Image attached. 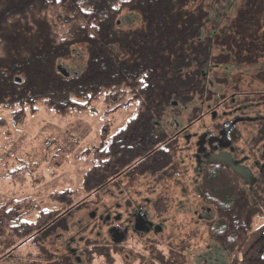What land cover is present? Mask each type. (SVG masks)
Returning <instances> with one entry per match:
<instances>
[{
	"label": "trees",
	"instance_id": "16d2710c",
	"mask_svg": "<svg viewBox=\"0 0 264 264\" xmlns=\"http://www.w3.org/2000/svg\"><path fill=\"white\" fill-rule=\"evenodd\" d=\"M123 9L133 19L121 22ZM125 23L126 29L121 27ZM80 44L88 51L86 65L80 71L63 70L61 61L71 57ZM263 55L264 0H0V111H10L14 123L36 114L41 106L60 117L85 113L99 101L110 105V112L130 110L120 128L110 135L100 132L101 142L93 148L97 156L82 175L84 195L79 205L37 208L34 221L25 214L15 217L13 209H6L0 221V244L2 237L21 239L13 251L28 243L26 257L34 263L64 264L63 257L50 256L47 233L65 227L63 232L68 234V212L86 205L91 196L97 201L92 173L108 170L115 161L125 168L134 160L126 150L130 141L124 139L116 150L115 138L129 137L137 121L167 120L165 114L174 111V106L169 107L173 97L189 98L198 92L197 104L208 102L213 90L221 91L213 81L217 66L230 62L249 66ZM205 67L209 82L202 87ZM7 125L8 120L0 117V131ZM51 144L45 142L46 147ZM24 166L17 171H24ZM11 170L10 175L14 174ZM213 175L201 183V198L219 212L208 223V231L234 251L247 237L253 217L264 214V203L253 210L238 202L237 192L231 190L236 186L234 177ZM82 218L91 220L89 215ZM55 231L51 241L57 239ZM92 234L94 241L83 245L90 257L96 249L103 250L96 231ZM169 257L163 263L158 262L162 256L156 255V263L181 260L173 252Z\"/></svg>",
	"mask_w": 264,
	"mask_h": 264
},
{
	"label": "rangeland",
	"instance_id": "374dc122",
	"mask_svg": "<svg viewBox=\"0 0 264 264\" xmlns=\"http://www.w3.org/2000/svg\"><path fill=\"white\" fill-rule=\"evenodd\" d=\"M133 17L134 15L127 9H123L119 15L121 22L127 19L131 20ZM127 25L121 27L126 29ZM261 57H263L261 60L259 59L255 64L249 66L236 65L234 62H230L226 66H217L218 73L213 81L216 88L221 91L213 90L212 96L215 98H219L221 95L229 97L233 93L232 89L236 86L238 91L250 92L248 100L250 99L253 105L260 101L261 114H264V98L262 97L264 96V55ZM87 59V48L80 44L77 45L71 57L61 61L60 66L69 72L80 71L86 65ZM203 60L201 58L200 61ZM202 70L205 75H202L200 83L204 87L209 82V75L207 67ZM241 97L244 102L248 101L246 97ZM172 99L169 107L176 103L179 107L178 110L183 109L184 111L186 110L185 106L198 107L195 104L199 102L200 96L196 92V94L192 93L189 98L173 97ZM216 103L211 101L210 104L212 106ZM247 105L243 106L244 108L246 106L245 111L249 113L250 108ZM109 107L111 106L99 101L94 104L93 109L85 113H73L66 117H60L41 106L36 114H28L24 120L18 123L11 120L10 111H0V117L8 120L7 127L0 131V221L3 212L10 208L13 209L15 217L25 214L24 217L30 221L36 220L37 208L53 210L65 206L66 209H73L75 202H79L84 195L82 175L90 167V159L97 156L94 154L93 148L98 145L100 132H105L108 127V135H110L124 124L129 115L130 110L110 112ZM197 112L198 110L191 113L190 117L194 119L200 113ZM165 115L167 120H171L175 113L172 111L171 114ZM182 117L184 120L187 113L183 112ZM222 120L223 118H220L216 121L221 122ZM214 121L209 115H205L189 130L196 131L200 127L211 126ZM46 141L52 144L46 147ZM21 166H24V171H17ZM11 169L14 170L12 175H10ZM95 177V173L90 175L92 185L96 182ZM141 178L134 175L128 181L129 188L121 195L117 189L110 186V189L102 196V205L94 203L93 196H91L87 199L85 206L71 210L68 214L70 216L68 225L71 229L66 227L68 234L63 232L65 227L54 229L56 230L55 236L58 232L64 234L58 240L51 241L54 235H51V232L54 230L47 233L45 246L49 249L50 256H62L61 254L65 252H61V250L68 246L67 243L71 245L70 249L76 247V252L80 254L83 245L88 240L94 241L95 235L88 231L94 221L92 219L85 221L82 217L88 215L92 210H96L98 215L96 206L99 205L100 209L109 212L110 203L116 195H118L117 200L121 207L124 205L122 197L128 201L134 199L135 203H141L140 198L147 197V194L136 193L133 189L134 186L142 183ZM116 182H119L118 185H120L125 181L121 177ZM169 192L165 194L163 203L165 212L162 215L165 218H161L165 219V223L162 225L165 235L161 239L163 240L161 244L154 247L155 242H152L154 240L150 238L149 243L153 244L150 245V252H141L143 243L130 239L125 244V252H109L105 248V252H92V257L89 254L83 255L82 260H86V264H158L156 255L162 256V260H158V262L165 263L170 258V252H173V255L181 257V260L176 259L174 264H264V214L260 217H253L245 240L235 246L236 250L230 251L223 241L218 237H211L209 234L208 223L216 218L214 215H217V212L211 216L204 210L202 212L204 218L197 221L196 215L193 213L192 202L196 204L194 199L192 198V201L189 200L188 203H185V199L182 200L180 207L176 199L178 193L174 190ZM150 196L152 197V195ZM257 199L261 201V198ZM78 202L76 206L79 205ZM200 204L201 202L198 201L196 206ZM252 209L257 210L258 206H254ZM242 217L245 220L246 213ZM103 234L105 235V231ZM2 239L0 264L33 263L32 257H26L29 252H26L25 249L30 247L28 243L13 251L12 248L20 244L21 239L12 240L4 237ZM102 239L105 241L104 237ZM140 240L144 242V239ZM105 243L109 244V242ZM155 248L159 251L153 252ZM169 248L173 250L171 251ZM230 252H235V254ZM89 257L92 258L91 261L88 260ZM37 261L41 260L37 259ZM71 261L74 262V258H70L68 263ZM38 264L45 263L41 261Z\"/></svg>",
	"mask_w": 264,
	"mask_h": 264
},
{
	"label": "flooded vegetation",
	"instance_id": "af4514ba",
	"mask_svg": "<svg viewBox=\"0 0 264 264\" xmlns=\"http://www.w3.org/2000/svg\"><path fill=\"white\" fill-rule=\"evenodd\" d=\"M249 95L250 92L235 90L229 97L212 96L208 102L195 104L198 107L185 106L184 111L178 110L179 107L174 103L172 104L175 113L173 119L137 121L131 126L129 137L125 135L120 140L118 137L115 138L116 150L120 149L119 145L123 146L124 139L130 141L126 150L128 154L129 152L132 154L134 160L127 167H132L122 168L119 162L115 161L108 170L95 171L96 184H94L97 189L95 203L102 205V196L110 186L117 189L119 195L126 192L129 188L128 181L134 175L142 177V183L134 186L133 189L136 193L147 194V197L140 198L141 203H135L134 199L128 201L122 197L124 205L121 207L116 195L110 203L109 212L100 209L98 205L95 207L98 209V215L96 210L88 213L94 221L90 225V231H96L98 237L102 236L105 239V241L100 239L101 242L103 240L101 252H105L107 246L109 252H125V244L130 239L143 243H140L141 252H150V245H153L149 243L150 238L155 242L154 247L161 244L163 242L161 239L165 235L162 226L165 223V217L162 215L165 212L164 197L171 190L178 193L176 199L180 207L184 199L185 203L192 198L196 204L198 201L201 202L199 206L192 202L197 221L204 218L202 213L204 210L211 216L217 212V215H214L217 217L219 212L213 210L201 198V183L209 174L233 176L236 186L231 190L233 193L237 192L238 202L246 203L251 207L264 203V114H261L260 101L253 105L250 99L248 100ZM241 96L246 97L248 101L244 102ZM211 101L217 103L211 106ZM243 105H247L251 111L249 110V113L245 111L246 106L244 108ZM220 109L222 110L219 112ZM196 110L200 113L192 119L190 115ZM183 112L187 113L184 120ZM205 115L215 120L211 126L200 127L196 131L189 130ZM220 118H223L221 122L216 121ZM108 132L107 127L103 133L108 134ZM98 141L101 142L100 137ZM166 151L168 156L165 155ZM160 152L163 155H159ZM121 177L126 183L122 182L118 185L119 182L116 180ZM223 181L229 182V179ZM257 198H261V201ZM80 207L82 206L78 208ZM101 231H105V235ZM63 234V232L57 233L56 240ZM107 238L109 244L105 243L108 242ZM140 239H144V242ZM67 245L61 250L65 252L61 254L64 264H71L68 263L70 258L81 262L85 255V246L79 254L76 252V247L70 249L71 245L69 243ZM158 251L155 248L153 252Z\"/></svg>",
	"mask_w": 264,
	"mask_h": 264
}]
</instances>
